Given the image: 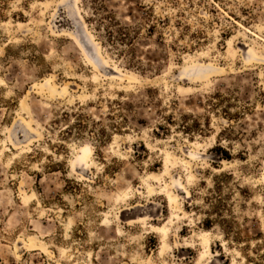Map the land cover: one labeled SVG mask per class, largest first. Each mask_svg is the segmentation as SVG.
Listing matches in <instances>:
<instances>
[{"label": "rangeland", "instance_id": "374dc122", "mask_svg": "<svg viewBox=\"0 0 264 264\" xmlns=\"http://www.w3.org/2000/svg\"><path fill=\"white\" fill-rule=\"evenodd\" d=\"M0 264H264V0H0Z\"/></svg>", "mask_w": 264, "mask_h": 264}, {"label": "bare ground", "instance_id": "6f19581e", "mask_svg": "<svg viewBox=\"0 0 264 264\" xmlns=\"http://www.w3.org/2000/svg\"><path fill=\"white\" fill-rule=\"evenodd\" d=\"M113 70H115V72H118L117 69L113 68Z\"/></svg>", "mask_w": 264, "mask_h": 264}]
</instances>
